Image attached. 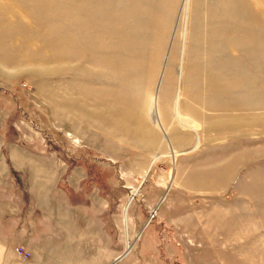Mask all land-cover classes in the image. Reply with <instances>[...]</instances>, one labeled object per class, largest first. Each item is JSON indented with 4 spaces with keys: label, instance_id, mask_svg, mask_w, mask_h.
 <instances>
[{
    "label": "rangeland",
    "instance_id": "1",
    "mask_svg": "<svg viewBox=\"0 0 264 264\" xmlns=\"http://www.w3.org/2000/svg\"><path fill=\"white\" fill-rule=\"evenodd\" d=\"M73 1L69 13L67 0H7L20 10L10 25L0 14V147L61 218L56 263L264 264V0L261 22L246 0ZM26 54L94 67L15 66ZM210 71L222 84L208 96ZM154 93L161 113L179 94L191 116L203 104L253 123L164 140L143 110ZM134 107L154 143L134 134Z\"/></svg>",
    "mask_w": 264,
    "mask_h": 264
},
{
    "label": "crops",
    "instance_id": "2",
    "mask_svg": "<svg viewBox=\"0 0 264 264\" xmlns=\"http://www.w3.org/2000/svg\"><path fill=\"white\" fill-rule=\"evenodd\" d=\"M9 153L8 150L7 157L12 163ZM0 156V167L3 171L0 174V187H3L2 191L8 193L2 195L0 190V264L56 263L59 250L56 245L61 239L60 226L57 221L61 218L56 219L57 214L51 206L50 199L49 204L39 202L36 192L28 190L27 170L14 168L15 178H13L11 169L6 168L7 162L1 147ZM64 164L66 168L69 167L68 162V167L66 163ZM68 170L66 172H70ZM18 181L24 187V191L17 192L18 190L12 189V183L15 186ZM65 204H67L66 200L63 202V205ZM61 217L65 218L63 215ZM16 246H22L28 250L31 254L30 258H19L14 252Z\"/></svg>",
    "mask_w": 264,
    "mask_h": 264
},
{
    "label": "bare ground",
    "instance_id": "3",
    "mask_svg": "<svg viewBox=\"0 0 264 264\" xmlns=\"http://www.w3.org/2000/svg\"><path fill=\"white\" fill-rule=\"evenodd\" d=\"M8 1H10V0H8ZM67 1H68V4H66V6H67L68 12L70 13V12H72L71 11L72 6L75 5V7H77V5H76V3L73 0H67ZM246 1L248 2L249 5L254 4L253 7L255 9V13H256L257 17H259V21L258 22H261L260 21L261 20V10L263 8L261 2L259 0H253L254 1L253 3H252V0H246ZM188 3H189V0H184V5L183 6H184L185 9H187ZM245 4H247V3H245ZM193 5H195V3H193ZM0 14H2L4 16V18L6 20L5 23L7 25H10L12 20H16L15 19L16 16L20 17V10H18V9L16 10L15 7L12 6V3H7V0H0ZM104 35H105L104 33L100 34V36L102 38L104 37ZM73 39H74V41L72 43L73 45H72V49H71L72 53L76 54V53L82 52L80 50L81 46H82L81 43L78 42L77 39L74 36H73ZM60 52H62V51H59V53ZM82 54H83V52H82ZM78 58H79L78 56H75L74 58H68V59L54 58V60L53 59L49 60L45 56H39V57L33 58L29 54L28 55L26 54V56H23L22 59L19 62H17L16 64H14V65L17 66V67H20V68H22V67L24 68V66H26L28 64H31L30 62H32V63H34V64H36L38 66L39 65L40 66L41 65H47V63H49V62H53L56 65L57 69L60 70V69H62V67L60 66L62 63H67V62L77 63V61L80 62L81 60H83V59H80V58H79L80 59L79 60ZM83 63H84V66H83L84 70L88 69V68H91V67H94L93 66L94 64H91L88 61V59H84ZM142 63L140 62V65ZM192 64L193 63H191L189 61V69H188L189 72L192 71L191 70L192 67H193ZM145 65H147V64H145ZM180 66H181V68H180V76H182L183 66L182 65H180ZM79 68L80 67H78V68L76 67L77 70H79ZM202 74H203L202 77L200 76V83L202 84V92H203V94L209 96V95H213L214 93L215 94L219 93V92H217L218 88L215 89V87L219 85L218 82H220L219 81L220 79H219L218 71H210L208 73L202 72ZM167 78H168L167 79L168 82L171 83L172 82L171 81L172 78L171 79L169 77H167ZM229 82H230L229 85H232L234 83V82L231 83V81H229ZM166 86H168V85H166ZM65 95H66L65 93H62V89H60V90H59V88L57 89V95L56 96L64 97ZM66 97H67V95H66ZM169 98H170V95H169ZM169 98L168 97H164V100H162V101H164L163 109H164L165 113H161L162 111H161L160 106H159V96H158L157 93H154L152 95V97L150 98V101H149V104H148L147 107L146 106H144L145 108L141 107V110L138 107H137V110L135 109L136 107L131 108V111H130L131 120L136 119V122H138L140 119L143 120L145 117L142 118L141 115H143V113L145 111V112H147V116L151 119V121L153 122L155 127L163 132L164 140L167 139L165 132H169L170 135H172L174 133L186 132V131L192 130L193 132L196 133V136H197V144L196 145H198L199 142H200V136H199V133H197L199 131V129L205 131L206 129H203L204 127H207V128H210L212 126H218V127L223 126L224 127L225 123L231 124V123H234L233 121H239V119H235V118L230 117L231 116L230 114H227L228 117H230V118L224 119L223 117H221V118L219 117L220 115H222L223 112H229L230 110L228 108H225V107H218L217 108L216 107V108H213L211 110H208L207 107H205L203 104L198 106L199 114H202V116H198L199 114L197 116H194V115L191 116V115L187 114L185 111L180 110L179 103H180L181 96L179 94H177L176 99L173 100L174 101L173 104H172V101L168 100ZM141 106H142V104H141ZM142 108H143L144 111H142ZM260 113H261V111H260ZM260 113H258V114H260ZM206 115H209V116H206ZM202 120L203 121L205 120V125H203L204 123L202 124ZM239 122L240 123L251 122L250 124L253 123L252 122V118H249V119L242 118ZM136 125L137 126H136V130L135 131H137V132H134V130H132V134L134 132V134L136 135V137H138L140 142H147V141H151L152 142L153 141V143H154V139H156L157 134L153 135L154 134L153 131L149 132V128L145 124L146 127L143 130V132H145V134L143 136H141L142 130L140 128H142L143 126L140 127L139 122ZM211 129H213V128H211ZM215 129H218V128H215ZM151 137H152V140H151ZM172 138H170V139H171V141L174 142V140H172ZM179 141L180 140L176 141V146H181L180 144H178ZM179 153H184V152L173 151V150L171 151V154H172L173 158H176L175 156L178 155Z\"/></svg>",
    "mask_w": 264,
    "mask_h": 264
},
{
    "label": "built area",
    "instance_id": "4",
    "mask_svg": "<svg viewBox=\"0 0 264 264\" xmlns=\"http://www.w3.org/2000/svg\"><path fill=\"white\" fill-rule=\"evenodd\" d=\"M15 252L21 259H29L31 256L30 252L22 246H17Z\"/></svg>",
    "mask_w": 264,
    "mask_h": 264
},
{
    "label": "water",
    "instance_id": "5",
    "mask_svg": "<svg viewBox=\"0 0 264 264\" xmlns=\"http://www.w3.org/2000/svg\"><path fill=\"white\" fill-rule=\"evenodd\" d=\"M122 257V256H121ZM121 257L117 258L116 260L120 259Z\"/></svg>",
    "mask_w": 264,
    "mask_h": 264
}]
</instances>
